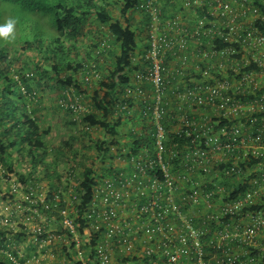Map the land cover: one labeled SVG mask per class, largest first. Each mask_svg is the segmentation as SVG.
I'll return each instance as SVG.
<instances>
[{"label": "trees", "instance_id": "trees-1", "mask_svg": "<svg viewBox=\"0 0 264 264\" xmlns=\"http://www.w3.org/2000/svg\"><path fill=\"white\" fill-rule=\"evenodd\" d=\"M116 1L113 3L111 0H0V24L5 23L9 18L17 20L16 39L10 43L0 40V181L3 176L1 172L3 171L6 176L5 170H9L18 176V182L14 185L19 190L23 191L29 186H34L39 187V192H46L45 185L41 184L42 176L49 180L45 182L49 187L46 201L36 205L38 210L36 220L22 225L21 236L14 231L15 222L11 224L10 220L1 217L3 223L0 224V264H13L8 258L12 247V241L8 238H15L13 235L22 238L27 234L33 238L34 243L38 244L48 236L47 234L51 232L48 226L53 224L58 225L59 231L52 233L71 238V234L62 224L61 215V211L67 206L68 197L65 193H68V190L78 193L79 200L71 205L73 207L78 205L81 211L77 224L79 233L83 235L86 222L81 215L91 202L94 191L107 184L116 186L120 180L132 173V164L121 166V160L126 159L128 162L131 155H136L138 151L146 148L153 150L157 126L150 123L152 119L144 117L143 112L147 104L137 92V87H142L147 91V96L153 95L152 85L144 79L139 82L137 75L147 76L150 65L133 61L135 53L147 43V21L150 15L146 12L144 4L142 8L147 15L142 14L140 23L136 20L137 10L141 9L140 0ZM183 2L185 1L163 0L164 18L181 14L184 18L190 19L193 18V12H196L199 18H203L209 16L210 4H215V0H203V5L193 6L189 11L183 6ZM248 3L260 8L263 19L240 26L236 33L231 34L228 41L217 40L206 45L208 49H216L220 52L229 50L225 54L220 53L211 61V64H216L211 70L213 78L203 81V86L206 87L226 82L228 88L223 93L225 101L220 102V98L216 97L215 103L204 104L201 108L196 106L183 109L167 108L160 119V124L165 129L166 145L172 146L174 142H179L177 131L184 125L181 118L187 115L195 125L192 128L197 129L196 134H200L203 128L200 142L204 147L205 133L214 134L229 122L224 114L235 102L246 103L260 98V94L264 91V84L259 81L264 76V57L251 43L254 37L264 38V4L257 0ZM117 6H120V17L114 16L112 10ZM93 19L98 20L105 31L92 32L91 29L88 31L87 28L92 24ZM195 19L196 17L193 21ZM134 24L137 26L141 24L142 30L138 28L139 26L134 29ZM88 33L92 43L86 51L83 49L86 56L82 58L79 47L83 45ZM104 40H108L110 48L98 54L99 46ZM90 63L95 68L90 67ZM211 64L207 59L204 60L203 69L210 67ZM167 66L171 67L170 63H167ZM94 69L98 73V78L93 73ZM80 77L82 80L79 79ZM247 77L250 78L246 79ZM251 77L253 80L250 82ZM89 78H92L94 86ZM50 82L54 84L56 92L60 93L58 105L67 111L68 124L75 127L74 132H79L78 127H81L83 133L88 136L93 130L103 132L101 139L91 141L96 149L97 162L95 163L85 154L84 159L79 157L77 162L75 161L77 157L72 156L76 163L75 165L68 163L64 175L55 174L57 168H53L49 159L63 151L65 153V147L73 150L77 139L75 140L73 136L58 147H53L44 138L49 135L50 128L44 130L41 127L40 111L43 103L40 95L45 91L44 85L49 87ZM238 82L239 85H235ZM257 83H259L258 87ZM187 84V81H183L180 91H184ZM240 85L242 87H239ZM261 86L262 88L259 89ZM91 87L94 91L92 109L88 113L81 114L77 119L73 109L65 105L68 103L67 96L71 94L73 98H78L82 102L83 95ZM203 95H206V91H203ZM169 96L172 97L171 93ZM163 104L165 106V103ZM222 104L223 107L220 106ZM253 117L260 118L261 113L255 112ZM122 126L129 129L128 136L131 139L124 145L119 140ZM128 136L126 135V138ZM222 138L226 139V136L223 135ZM75 151V155H78L80 149ZM67 156L66 160L71 162L72 160ZM24 162H29L28 166L31 169L21 173L19 169ZM170 164L173 165L172 171L182 168L178 160ZM209 164L214 167L213 172H203L201 177L195 176V180L199 182L196 188L203 189V199L199 198L196 203L202 212H205L206 195L212 192L219 193L218 189L222 187L221 189L228 193L232 192L233 195L229 196L233 198L247 188L246 185L238 183L239 190L238 188L233 190L235 187L232 185L233 178L225 177L222 172L215 174V168L225 170L227 164L224 160L220 162L213 158ZM65 178L66 184L63 185ZM146 184L148 185L146 180L138 184L139 190H143V185ZM13 191L12 186L8 196L14 200L16 194ZM146 191L147 194L143 196L139 193L132 194V203L138 208L147 207L150 202L151 193L148 189ZM56 197L60 200L56 201ZM47 206L49 209H46ZM28 215V210H24V221ZM192 223L203 226V230L207 232L215 230L213 222L198 217L193 218ZM33 225L41 227L42 235L38 234ZM7 232L11 233V236H7ZM210 238L209 233L203 236V240ZM96 240L93 234L89 242L83 244V254L88 257L89 251L92 250L90 256L92 259L95 256ZM175 241L180 242L178 238H175ZM143 246L144 243L138 240L131 255L139 254ZM64 252V255L58 256L57 252L53 251L56 259L61 260V264H82L73 259L77 254L74 244L66 247ZM113 252V257L120 264L136 262L135 257H128L117 249H113ZM10 253L17 256L16 252ZM165 258L163 250H159L158 254L145 255L143 263L150 264L151 260L164 261Z\"/></svg>", "mask_w": 264, "mask_h": 264}, {"label": "built area", "instance_id": "built-area-1", "mask_svg": "<svg viewBox=\"0 0 264 264\" xmlns=\"http://www.w3.org/2000/svg\"><path fill=\"white\" fill-rule=\"evenodd\" d=\"M184 1L183 6L189 11L193 6L203 5V0ZM250 1L256 0H215V4H210L209 16L199 18L192 11L194 15L190 19L181 14L165 19L163 0H145L146 12L150 15L147 43L143 44L142 50L136 51L133 61L150 65L147 76L137 75L139 82L144 79L152 85L153 95L147 96L142 87H137V92L147 104L144 117L152 119L150 123L157 126L153 150L138 151L128 162L121 160V166L132 164L133 171L123 182L120 180V186L107 184L94 191L91 202L82 211L81 217L86 222L83 235L77 224L81 211L78 205H71L79 200L78 193L71 191L66 199L67 206L61 211L62 224L71 238L51 231L26 261L9 253L8 258L13 264H42L56 260L53 251L47 249L56 242L65 247L74 244L77 254L73 259L82 264H120L113 257V249L136 258V262L122 264H144L145 255L158 254L159 250H163L166 260H151L150 264H264V91L259 99L235 102L226 110L224 117L229 122L214 134L205 133L204 147L200 142L203 128L196 134L197 129L192 128L194 123L187 115L181 118L185 126L177 131L180 140L172 146L164 143L165 129L160 124L167 108H201L204 104L215 103L216 97L220 102L225 101L226 82L206 87L203 81L213 78L211 70L216 64L211 61L229 50L220 52L208 49L206 45L217 40L228 41L240 26L261 19L260 8L248 3ZM257 1L264 4V0ZM251 45L264 57L263 37H254ZM109 48L108 40H104L97 53ZM206 59L211 66L203 69ZM167 63L171 67L168 68ZM93 73L99 77L95 69ZM252 80L251 77L250 82ZM183 81L188 84L180 91ZM259 81L264 84V76ZM67 98L65 105L71 107L79 119L86 112L85 107L71 94ZM255 112L261 113V117H253ZM213 158L226 162L225 170L215 168V174L222 172L225 177L233 178V190H239L238 183L247 188L231 198L232 192L221 187L219 193L206 195L205 212H202L196 203L199 198L203 199V189L196 188L199 182L195 176L213 172L214 167L209 164ZM176 160L182 168L172 171L170 163ZM145 180L148 185H143L140 191L138 184ZM13 187L16 203H19L17 210L22 213L28 210L26 223H31L37 217L36 205L45 203L46 194L39 192V187L29 186L23 191L16 185ZM146 189L151 193L150 202L147 207L138 208L132 203V194L143 196L147 194ZM59 200L56 197V201ZM196 217L213 222L215 230L207 232L203 226L193 224ZM33 228L42 235L41 227L33 225ZM208 233L211 238L203 240ZM93 234L97 245L92 259V250L88 257L83 254V244L89 242ZM175 238L180 242L176 243ZM138 240L144 246L139 254L131 255Z\"/></svg>", "mask_w": 264, "mask_h": 264}, {"label": "rangeland", "instance_id": "rangeland-1", "mask_svg": "<svg viewBox=\"0 0 264 264\" xmlns=\"http://www.w3.org/2000/svg\"><path fill=\"white\" fill-rule=\"evenodd\" d=\"M111 1L113 3L117 2L116 0H111ZM144 4H145V0H140L141 9L137 10V13H138L136 15L137 21L142 20V17H143L142 14L147 15V13L144 11V8H142ZM119 9H120V6H117V8L112 9L114 12V16L120 17ZM147 23L148 24L150 23V19H148ZM140 25L141 24H139L138 25L139 27H138L136 24H134L133 28L136 29L138 27L142 30L143 26L142 25L140 26ZM90 29L92 30V32L102 31V30L105 31V28H103V25L98 20H94V19L92 21V24L89 25V28H87L88 31ZM87 36L88 37L84 38L83 40L84 41L83 45L79 47L80 50L82 51L81 52L82 58H85L86 56L84 50L86 51V49L89 48V45L92 43L89 33L87 34ZM101 64H103V62H101ZM79 79L82 80L81 77ZM89 80H90V83L93 84L94 86L95 84L92 82L93 81L92 78L91 79L89 78ZM44 87H45V91L42 92L43 93L42 95H40L42 99V103H43L41 107V111H40L41 127L44 130L50 128L49 135L45 136L44 138H46L47 141H49L50 145H53V147H56V146L58 147L59 145L63 144V141L71 139L73 136H75V140L77 139V142L74 143L75 148L73 150L72 148H66L64 146L66 150L65 153L63 151L61 153L56 154L55 156L50 157L49 160H51L53 164V168L54 167L57 168L55 174L58 173L59 175H64L65 174L64 170L67 167L68 163L75 165V163L78 161V158L83 157L84 159L85 155L96 163L97 153H96L95 147L91 144V141H97L98 139H101L103 137V132L93 130L90 136H88L83 133L81 127H78L79 132L81 130L80 132L81 135L79 134V132H74L76 131L75 127H72L68 124L67 111L64 109H61L60 106L58 105V99H59L60 93L56 92L54 88V84H52L51 82H50L49 87L45 85ZM92 87L88 88L86 94L83 95L82 105L86 109L85 113L90 112L92 109L91 108L92 97L94 95V91ZM75 149H77L78 151L80 149V152L78 155H75V152H76ZM66 156L72 161L68 162L66 160L67 159ZM72 156L77 157L75 159L76 162L73 161ZM28 164L29 162H24V164L22 165L21 169H19V171L21 173H26L29 169H31L30 166H28ZM5 173H6V176H4L3 171L1 172L3 176H2V180L0 181V190H1L0 192L1 193L0 194V224L3 223L1 222V217H3V219L5 220H8V221L10 220L11 224H14V222L17 221V223L15 222L14 224L15 225L14 231L15 233L21 236L23 233L22 225L26 224V221L23 220V213L21 211H17V205L19 203H16L17 202L16 198L13 200L11 197L8 196L9 189L14 185V183L18 182V176L14 173L9 172V170H5ZM48 181L49 180L44 178V175H43L42 176L43 183L41 184L45 185L44 189L46 192H43L44 194L47 193V188L49 189V187H47L48 185L45 183ZM65 184H66V178L64 179V182H63V185ZM70 192L71 191L68 190V193H65L67 197H70ZM14 216H18V218H14ZM10 234L11 233L7 232V236H11ZM31 238H32L31 236L26 234L22 237L21 241L28 242V240H30ZM57 245L58 244H56V246ZM18 247H20L19 249L21 252L24 251L26 248V247H22L21 244L20 245L17 244V249Z\"/></svg>", "mask_w": 264, "mask_h": 264}, {"label": "crops", "instance_id": "crops-1", "mask_svg": "<svg viewBox=\"0 0 264 264\" xmlns=\"http://www.w3.org/2000/svg\"><path fill=\"white\" fill-rule=\"evenodd\" d=\"M139 49L142 50L143 47H140ZM137 105L139 106V104H137ZM136 110H137V108H136ZM129 128H130V125H129ZM120 132H121V134H120L119 140L122 141L123 145L126 144V143H129V141H131L130 137L128 136L129 129L125 128V126H122V128L120 129ZM126 135L128 136V138H126ZM14 218H18V216H15ZM15 222L17 223V221H15ZM46 223H48V222H46ZM46 223H44V224H46ZM48 227H50L49 228L50 231H55V232L59 231V229L57 228V226H55L53 224L52 225L49 224ZM13 237H15V238H13V239L8 238L9 241H12V246L13 247H11L12 248L11 251L14 252V253L16 252V254L20 258H22V260L26 261L27 259H29L36 252V249L38 247V244L34 243L33 238H31L30 240H28V242H22L21 241L22 238H19L20 236L13 235ZM16 243L18 245L21 244L22 247H26L25 250L21 252L20 249H19L20 247H18V249H17V244ZM56 244H58V245L56 246ZM65 248H64V245L62 243L56 242L54 244V246H49L48 247V250L49 251L50 250L51 251H54L55 253L57 252L56 254L59 256V255H64V253H65L64 252V249ZM58 263H61V260L60 259H56V260H53V261H45L42 264H58Z\"/></svg>", "mask_w": 264, "mask_h": 264}, {"label": "clouds", "instance_id": "clouds-1", "mask_svg": "<svg viewBox=\"0 0 264 264\" xmlns=\"http://www.w3.org/2000/svg\"><path fill=\"white\" fill-rule=\"evenodd\" d=\"M16 25H17V20L15 18H9L6 20L5 23L0 24V40L6 43H10L14 41L16 39Z\"/></svg>", "mask_w": 264, "mask_h": 264}]
</instances>
